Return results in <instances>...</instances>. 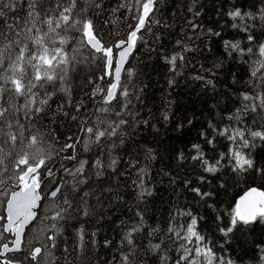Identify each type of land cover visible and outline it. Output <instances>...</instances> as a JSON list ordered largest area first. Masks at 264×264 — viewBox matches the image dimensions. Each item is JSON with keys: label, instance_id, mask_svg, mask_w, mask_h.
<instances>
[{"label": "snow or ice", "instance_id": "1", "mask_svg": "<svg viewBox=\"0 0 264 264\" xmlns=\"http://www.w3.org/2000/svg\"><path fill=\"white\" fill-rule=\"evenodd\" d=\"M166 6L0 0V264H97L101 227L124 207L131 215L116 224L118 243L102 241L116 250L110 264H264V0L217 9L242 35L222 39L223 54L210 66L201 62L204 74L191 79L218 92L226 60L243 75L231 73L228 103L212 105L215 114L199 127L166 101L160 118L178 138L196 130L167 156L158 141H137L141 128L160 129L151 109L142 118L136 107L147 85L130 63L138 47L157 52L149 41L159 45V33L172 27L162 18ZM184 7L191 14L184 35L173 50L157 52L173 74L170 89L189 55L213 53L211 38L222 36L200 22L201 0ZM120 12L126 31L113 38L104 29L113 23L109 13L121 20ZM201 37L208 38L203 48ZM164 178L176 200L149 224L141 205Z\"/></svg>", "mask_w": 264, "mask_h": 264}, {"label": "trees", "instance_id": "2", "mask_svg": "<svg viewBox=\"0 0 264 264\" xmlns=\"http://www.w3.org/2000/svg\"><path fill=\"white\" fill-rule=\"evenodd\" d=\"M166 7L164 9L163 19L167 20L172 25L170 29L162 30L159 35L161 36L160 44L155 45L153 41H149L150 46L157 47V52L164 50L171 51L176 47V40L182 38L184 32L182 29H186L185 17L191 19V14L186 13L185 3L187 0H165ZM233 2L239 3L244 6H249L254 0H201V3L205 5V14L200 18V22L205 27H212L215 30L222 32L221 37H212L213 53L201 54L194 53L189 55L190 63L183 69V74L176 77L177 84L173 88H169L167 80L172 77V73L168 71L164 61L157 55V52H149L144 47H138L137 51L130 58V63L135 65L142 74V80L147 87L144 90L143 104H137V108L140 110L142 118L149 117V109L152 113V123H155L156 127L160 129L159 133H154L151 128H141L137 135V141L143 143L144 140H148L150 143H156L158 141V148L162 155L167 156L168 152L173 146L180 148L183 147L188 140L192 139L196 135V130L193 128L188 136H180L173 130L172 124L167 126L160 118V112L163 110L167 100L175 101L173 104V111L178 116H190L193 117L194 123L199 127L204 125L211 115L215 114V109L212 105L220 102L219 106L223 107L228 103L226 90L231 85V73L236 72L238 76L243 75V69L231 61L226 60L224 67L219 70V77L217 79V91H213L211 88L204 89L201 86L200 81H194L191 77L197 74H204L200 68V63H205L206 66L211 65V61L216 58L217 53L223 54L222 39H231L236 36L240 39L242 34H237L236 30L230 27L227 23V17L221 15L217 16V9H228ZM119 0H110V6L116 8ZM173 13L176 15L173 16ZM121 17V20H116L114 16L109 13L110 19L113 23H110L105 29V33H112L113 38L115 33H123L126 31L125 22L123 21V12L117 13ZM191 34L190 32L188 33ZM259 34V29H257ZM207 37H201L196 41V44L201 48L207 42ZM207 57V58H205ZM171 93V96L168 93ZM211 113V115H210ZM187 131V129L185 130ZM155 138V139H154ZM157 168L161 165H156ZM156 180H160L159 176L155 177ZM194 179V177H193ZM159 189L156 192L154 198L150 199L149 203L142 207H146L145 218L149 224L162 221L171 206L176 200V193L168 186L167 178L157 184ZM129 203H132L129 196H125ZM186 197L181 198V202H184ZM200 211L205 214V210L201 207ZM111 219L104 222L101 227V231L98 235V240L101 242L99 251L95 254L93 259L97 264H110L113 255L115 254V248L106 249L102 246V241L105 236L112 239L113 244H117L119 241V229L116 224H119L120 218H127L131 215V212L127 211V207L118 208L110 213ZM210 224V222H209ZM64 239L67 242V246L71 248V245L75 239V228L69 226L64 233ZM233 247L239 251L238 242H233Z\"/></svg>", "mask_w": 264, "mask_h": 264}]
</instances>
